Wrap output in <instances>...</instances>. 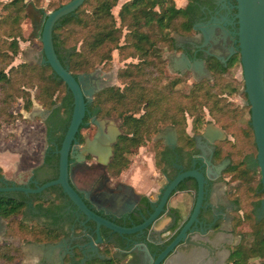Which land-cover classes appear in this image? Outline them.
I'll return each instance as SVG.
<instances>
[{"label": "flooded vegetation", "instance_id": "af4514ba", "mask_svg": "<svg viewBox=\"0 0 264 264\" xmlns=\"http://www.w3.org/2000/svg\"><path fill=\"white\" fill-rule=\"evenodd\" d=\"M235 4V0H199L196 7L191 8L192 30L173 33L174 46H168L171 50L167 56H163L167 76L168 71L173 72L180 78L179 83L182 77L190 76L195 79L190 84L192 86L202 80H213L219 70L218 62L227 67L226 73L241 64L236 34L237 10L233 8ZM204 29L209 32L208 37ZM234 61L235 64L230 66ZM107 88L110 87L102 88L99 92ZM99 92L88 102L84 121L70 149L71 185L94 212L118 226H139L159 207L163 209L153 226L143 234L123 236L102 226V241L98 242L96 222L87 221V217L78 210L61 185L39 193L0 191V198H16L25 203L26 222L58 230L60 237L57 241L29 244L39 248L44 246L37 264H99L100 260L108 264H155L158 257L180 236L184 242L168 254L164 264H264V255L257 256L254 252L256 249L253 245L257 239L254 223L247 219L246 208L240 202L243 201L245 205L250 203L251 196H241L238 172H229L232 159L217 156L220 149L226 147L222 143L229 140V134L226 133L225 140L211 143L203 136L205 129L209 123L218 125L207 118L202 129L196 132L193 124L187 123L186 137L180 135L173 124L163 125L137 152L124 153L116 160V144L125 134L121 127L122 120L102 113L101 106L95 103ZM48 111V118L57 120L47 126V148L42 163L33 168L24 180H8L0 173V188L17 185L35 189L59 177L58 150L70 123L66 127L61 122L64 118L62 112L54 114V110ZM94 118L104 120L107 133L116 129L120 131L107 163L101 162L96 155L83 152L87 139H93L98 131ZM148 143L153 151L154 173L148 180L144 177L135 178L132 167L137 161L139 150L146 148ZM251 159L249 157V161ZM227 160L230 162L218 173L216 167ZM249 161V165L255 163L254 159L253 162ZM209 170L211 177L208 175ZM189 171H197L205 179L197 212L200 186L196 178L181 180L164 200L172 183ZM146 181L147 185L144 183ZM156 184L158 191L153 190ZM263 198L264 195L259 205L254 207L259 221L264 220L261 206ZM125 202L133 204L126 212L128 206L124 205ZM246 230L251 236L246 234Z\"/></svg>", "mask_w": 264, "mask_h": 264}, {"label": "trees", "instance_id": "16d2710c", "mask_svg": "<svg viewBox=\"0 0 264 264\" xmlns=\"http://www.w3.org/2000/svg\"><path fill=\"white\" fill-rule=\"evenodd\" d=\"M30 1L38 8L42 5V0ZM70 1H52L50 8L56 10ZM187 1L188 5L178 6L176 0H127L120 6L116 17L113 9L119 5V0H85L74 13L62 18L54 28L56 52L75 76L91 73L98 64L111 61L115 50H120L123 58L138 59L118 73L119 78L126 82L124 90L110 87L99 92L95 98V103L101 106L104 115L122 120L121 127L125 134L116 144V160L124 153L137 152L163 125L173 124L180 135L185 136L188 115L194 118V131L202 129L207 122L205 109L209 110L220 128L239 141L241 130L247 132L237 121L238 109L224 99L219 79L227 70L223 64L218 62L220 66L214 82H196L188 91L170 89L164 83L167 78L165 61L158 60L153 53L159 44L166 43L173 47V33L192 30L190 11L199 0ZM3 4L0 41L7 38L2 43L17 55L20 49L19 38L23 36V24L31 22L26 13L28 2L12 0ZM123 38L124 43H121ZM79 42H82L80 47L77 46ZM13 59L7 50L0 48V127L2 123H13L23 117L22 113L14 114L12 111L11 100L14 98L24 100L23 108L27 112L33 109L35 101L47 110H54V114L62 112L64 118L61 122L67 127L73 112L74 98L66 83L54 73L49 64L26 62L12 66ZM32 90H35L34 97ZM250 122L251 118L247 126L252 133V145L257 151ZM223 145L226 147L221 148L217 156L232 159L229 172H238L241 196H251L250 203L245 205L243 201L240 202L246 208L247 219L254 223L257 236L253 245L256 249L254 252L257 256L264 255V220L259 221L254 211L255 205H259L264 195L261 178L257 179L256 171L248 164L251 155L243 154L245 148L242 149L240 144L230 139ZM24 204L16 198H0V215L7 220L6 232L0 243V264H15L23 259L25 245L54 242L60 237L55 228L26 222ZM99 264L108 262L100 260Z\"/></svg>", "mask_w": 264, "mask_h": 264}, {"label": "water", "instance_id": "95a60500", "mask_svg": "<svg viewBox=\"0 0 264 264\" xmlns=\"http://www.w3.org/2000/svg\"><path fill=\"white\" fill-rule=\"evenodd\" d=\"M236 16L238 31L239 51L241 55V64H238L224 75L233 78L234 84L240 89L239 97L236 101L235 108L243 114L251 107V126L255 135V143L257 146L256 164L250 166L256 171V176L261 175V183L264 191V0H235ZM85 0H71L62 5L56 10L47 12L44 8H38L33 2H28L26 13L31 19L32 33L30 35L33 39H39L43 43V53L45 56L43 64H49L54 73L62 79L68 90L72 93L74 98V107L65 134L61 148L58 150L60 155V174L56 180L45 183L33 189L25 186H11L0 188V191H24L26 193H39L52 186L61 185L64 192L70 197L78 210L82 212L87 221H94L97 225L99 233L98 242L102 241L100 235V228L102 226L119 233L120 235L129 234H143L150 226H153L154 220L158 217L163 207H159L152 216L143 224L126 228L118 226L112 221L105 219L94 212L84 201L80 193L71 185L69 176V156L70 149L75 141V136L82 125L86 112L88 102L94 99V95L102 88L111 87L110 84H104L103 80L96 76L95 72L80 73L75 76L68 67H66L56 52L54 44V28L57 23L65 16L74 13ZM206 37H208L207 29L203 30ZM247 94V96H246ZM93 122L98 126V131L93 139L88 138L84 146L83 152H88L98 156L101 162L107 163L113 154L112 145L116 142L120 131L116 129L109 133L105 130L104 120L93 119ZM204 137L211 143L225 140L227 138L226 132L216 126L214 123H209L205 129ZM252 136V133H251ZM77 147V146H76ZM230 160L220 164L216 167L218 173H221L226 164ZM146 166L145 172L135 174V178L146 180L152 175L154 168L150 161H143ZM211 165V162L209 161ZM211 177V171L208 172ZM186 177L196 178L200 186V198L197 204L196 212L198 211L200 201L203 195L204 176L197 171H189L180 175L166 191L164 200L167 199L168 194L181 180ZM147 185L148 181L144 182ZM153 186V185H150ZM158 185L153 186V190H157ZM149 187H146L148 189ZM80 191V190H79ZM166 198V199H165ZM128 206L125 210L129 211L133 204L125 202ZM264 209V198L261 202ZM6 232V221L0 216V238ZM182 237H178L157 259L155 264H164L168 254L172 253L179 243L184 242ZM128 240V239H127ZM130 241V240H128ZM147 249V248H146Z\"/></svg>", "mask_w": 264, "mask_h": 264}, {"label": "rangeland", "instance_id": "374dc122", "mask_svg": "<svg viewBox=\"0 0 264 264\" xmlns=\"http://www.w3.org/2000/svg\"><path fill=\"white\" fill-rule=\"evenodd\" d=\"M9 1L12 0H0V19L2 18V12H4L3 3H7ZM52 1L56 0H42L40 8H44L47 12L52 11L50 8V3ZM121 1L123 0H119V5ZM27 2L31 1L27 0ZM176 3L178 6H185L187 1L176 0ZM119 5L113 9L116 17H118L119 13ZM23 25V36L19 38V53L15 55L13 51L6 48L5 44L2 42L4 40H8L7 38H3L4 40L0 41V43H2L0 44V48L7 50L8 53L14 57L12 66H18L19 64L26 62L43 63L45 59L43 53V43L39 39H33L30 37L33 30L31 22ZM121 43H124V38L121 40ZM81 44L82 42H79L77 46L80 47ZM170 50L171 49L168 47V44H159L157 46V50H154L155 53L153 54L158 60L165 61L163 58L168 55ZM137 61V58H123L120 55V50H115L112 53L111 61L98 64L92 72H95L96 76L103 80L104 84H110L111 87L115 85V87H119L124 90L126 82L119 78L118 73L120 69L126 68ZM1 63L2 62H0V64ZM186 78L182 77L183 80L179 83L180 78H178V76L173 72L171 73L168 71V76L164 80V83L167 84L170 89L188 91L190 84H192L195 79L190 76H187ZM219 79L220 85L223 88L222 91L225 97L224 99L231 102V106L234 107L239 97L240 89L234 84L233 78L223 75ZM210 81L214 82L213 80ZM34 93L35 90H32L33 97ZM59 95L62 96L63 94L60 92ZM11 103L13 106V113H22L23 117L13 123H2L0 127V173H2L4 175L3 177L8 180L17 181L26 179L25 177L30 175L32 169L42 163L43 155L47 148V126L49 127V125H51L53 121L56 122L57 119H53L52 117L48 118L49 111L37 101H35L34 107L30 112L24 110V100L22 98H14L11 100ZM142 112L143 111L139 112L137 115ZM205 114L207 119L214 120L208 109H205ZM250 118V109L243 114L239 112L237 121L241 124L242 129L245 128L247 132L245 133L241 130L240 141L237 137L235 138L231 134H229V139L231 141H236L237 144H240L242 149L245 148L242 150L243 154H250L252 158L251 161L253 162L254 159V162L256 163L257 151L252 145L251 132L247 126ZM193 120L194 118L192 116H190V118L187 116L188 124L192 125ZM138 153L139 154L136 157L137 161L132 167L134 177L136 173L146 171V166L143 161H150L152 168H154L152 161L153 151L151 150L150 143L147 144L146 148L140 149ZM251 161H249V163ZM259 178H261V175L257 176V179ZM246 234H250L249 231L246 230ZM248 236H251V234ZM3 237L4 236L0 238V243L3 241ZM23 249L27 258L24 257L15 264H37L44 252V246L39 248L33 245H25Z\"/></svg>", "mask_w": 264, "mask_h": 264}, {"label": "crops", "instance_id": "0c3cea01", "mask_svg": "<svg viewBox=\"0 0 264 264\" xmlns=\"http://www.w3.org/2000/svg\"><path fill=\"white\" fill-rule=\"evenodd\" d=\"M127 0H123V1H121V3H120V5L119 6H121L124 2H126ZM187 1V0H186ZM186 6V5H185ZM37 167V166H36Z\"/></svg>", "mask_w": 264, "mask_h": 264}]
</instances>
